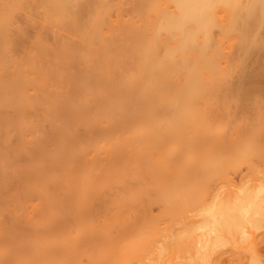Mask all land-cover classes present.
Returning <instances> with one entry per match:
<instances>
[{
	"label": "bare ground",
	"instance_id": "obj_1",
	"mask_svg": "<svg viewBox=\"0 0 264 264\" xmlns=\"http://www.w3.org/2000/svg\"><path fill=\"white\" fill-rule=\"evenodd\" d=\"M226 1L135 0L128 14L116 0H0V264H110V225L122 232L133 217L123 208L185 211L208 178L226 184L201 217L166 231L146 224L115 254L132 244L145 264H226L214 252L230 241L252 249L242 264H264L252 230L264 183L229 171L260 135L229 118L228 139L211 132L225 119L207 84L218 52L208 47L211 9ZM21 8L32 25L28 10L41 11L30 43Z\"/></svg>",
	"mask_w": 264,
	"mask_h": 264
},
{
	"label": "rangeland",
	"instance_id": "obj_2",
	"mask_svg": "<svg viewBox=\"0 0 264 264\" xmlns=\"http://www.w3.org/2000/svg\"><path fill=\"white\" fill-rule=\"evenodd\" d=\"M116 1H120L121 11H125L129 14L135 0ZM31 10L28 11L34 13L30 14L32 15L31 17L35 19L33 25L27 22L30 16L28 13H25L27 12L26 10L21 8L16 11V23L27 26H25L26 43L29 41L31 42L35 37L37 32L36 29H38V25L40 24L41 11L38 12L39 8L34 10H37V12ZM211 18L210 31L212 35L208 47L209 49L216 47L218 48V52L213 56L216 63V77L207 82V84L210 87V91L217 97L215 102L220 105L219 107H221V109H225L223 112L226 113L230 109L234 111L236 108L238 110L237 113H241V115L238 114L239 116H237V113L229 115L227 112L226 114H228V116L224 113L223 116H225V119L220 118L222 119L221 121L218 120V118H216V120L212 119L214 121L210 123L212 126L211 130L213 131H210L212 133L214 132L213 134H216L218 137L227 135L230 131V129L228 131L229 125H227L230 124L228 118L232 121V125L236 128L238 127V129L239 127L243 129L244 126L246 127L251 124H249V122H254L256 127V129H254L256 133L254 134L256 135L259 133L260 136L256 135L252 137V135V138L256 137L255 141L247 139V141L250 140L251 143H253V153L251 154L247 151L246 153L248 154H246L243 150L240 151V155H237L239 158L233 160V162L231 161V165L229 163V171L234 175L233 177L236 181H239L241 174L245 173L247 174V179L257 177V179H255L257 182L261 181L264 183V56L262 58V54L264 55V0H228L226 2L216 3L211 9ZM223 29L227 30L228 34L222 38ZM64 32L67 33L68 31L66 32L64 30L63 33ZM48 34H50V32L46 34L47 40L55 42L57 38L51 36V34L47 36ZM18 51L19 53L21 52L20 49L16 52L18 53ZM259 61L260 63H258ZM257 74L260 76H257ZM88 98L85 104L90 103L91 98L89 100ZM241 109L243 110L242 112L240 111ZM223 120H227V124ZM220 138L224 140L226 136ZM12 139L14 141L15 136H12ZM226 139H228V137ZM243 139V137L240 138L241 143L239 142L242 146L243 142H247L244 141L246 138ZM225 143L224 147L226 149L232 147L229 140H226ZM236 144H238V140ZM213 146L215 149L217 148L216 151L219 150V146H215L214 144ZM213 146L211 143L210 147L212 148ZM186 155L187 154H185V156ZM186 159L192 161L193 158L186 157ZM225 184L226 181H223L222 178H208L207 185L203 188L200 187V192L198 191L193 194L192 200L186 204L187 209H185V211L179 210L178 207L169 210L168 207L162 203H155L147 207L135 206L132 209L123 208L122 212L124 214L132 213L133 217L132 220L128 218L127 221H122V232L118 233L115 224L111 223L110 225L112 257L110 264L148 263V261L151 260L150 257L136 255L131 251L132 244L128 245L130 246V250L125 255L121 254L120 251L115 254V250L118 249L123 242L127 243L131 241V239H134L138 229L145 227L146 224L149 225L152 222H156L161 231H166L176 224L179 226L177 221H179L182 215L196 213L198 215L197 217H201L200 214L205 211V208H208L214 195L220 188L224 187ZM125 195L128 196V194ZM112 196H115V194H112ZM109 211L111 214L115 211L112 203L110 204ZM2 216L4 217V215H0V217ZM177 225L175 227H177ZM252 230L257 234L258 238L259 236H263L261 239L262 241L260 243L258 242L260 246L257 247L259 251L264 253V216L258 219L257 226L252 228ZM258 240H260V238ZM251 250L248 248H239L234 246L230 241H225L216 247L214 253L222 254L225 256V259L229 258L226 260V264L230 263V260L234 262L231 264H242L241 261L245 262L247 259L251 258L253 254ZM189 255L190 251L181 250L175 259L185 261ZM170 261L171 259L167 260V262Z\"/></svg>",
	"mask_w": 264,
	"mask_h": 264
}]
</instances>
